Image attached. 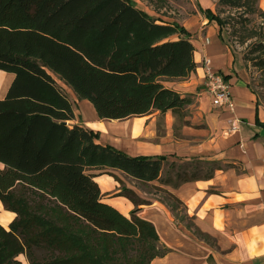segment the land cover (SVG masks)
Returning a JSON list of instances; mask_svg holds the SVG:
<instances>
[{
	"label": "trees",
	"instance_id": "1",
	"mask_svg": "<svg viewBox=\"0 0 264 264\" xmlns=\"http://www.w3.org/2000/svg\"><path fill=\"white\" fill-rule=\"evenodd\" d=\"M258 1L219 0L217 12L200 9L218 22L221 39L234 49L244 46L247 68L264 76V8ZM158 20L133 0H0V69L15 74L0 99V201L17 213L9 228L0 224V264H22L21 253L30 264H150L169 250L153 222L136 214L150 200L115 171L178 185L212 177L218 161L195 159L186 167L99 141V132L69 123L74 104L50 73L90 100L101 119L155 109L184 119L192 98L163 80L195 70L196 46L185 26ZM203 163L215 167L204 170ZM91 169L121 183L117 194L136 205L131 216L103 200ZM164 196L176 218L189 221L198 237H209L181 199L169 191Z\"/></svg>",
	"mask_w": 264,
	"mask_h": 264
},
{
	"label": "crops",
	"instance_id": "2",
	"mask_svg": "<svg viewBox=\"0 0 264 264\" xmlns=\"http://www.w3.org/2000/svg\"><path fill=\"white\" fill-rule=\"evenodd\" d=\"M206 2V7L212 9L213 1ZM261 7L264 8V0ZM182 25L192 32L196 68L187 77L165 78L163 82L192 98L185 106L184 119H179L172 110L163 113L159 109L153 110L152 119L147 115L101 119L90 100L80 99L63 79L50 73L74 104L76 116L69 123L84 124L99 132V141L131 155H164L169 161L202 159L221 164L210 178L178 185L160 179L143 181L121 170L115 171L139 197L150 199L151 203L142 204L136 214L153 222L160 243L169 248L150 264H264V100L246 78L248 68L243 52L220 38L221 28L216 20L200 15L189 26ZM205 56L228 77L236 101L234 110L214 104L206 91ZM14 79L13 72L0 69V99L5 98ZM84 106L90 111L88 118L81 113ZM4 167L0 161V168ZM91 172H96L95 180L101 187L103 200L131 216L136 205L128 196L117 194L121 183L98 169ZM163 176L164 169L160 178ZM146 184L153 187V192L140 188ZM166 191L184 202L195 226L208 238L198 237L185 220L175 217L165 196H161ZM0 204L4 211L0 213L11 216L7 224L1 219L0 224L9 228L17 213L6 209L2 201ZM18 259L22 264H30L24 253Z\"/></svg>",
	"mask_w": 264,
	"mask_h": 264
},
{
	"label": "rangeland",
	"instance_id": "3",
	"mask_svg": "<svg viewBox=\"0 0 264 264\" xmlns=\"http://www.w3.org/2000/svg\"><path fill=\"white\" fill-rule=\"evenodd\" d=\"M201 0H133L138 6L142 7L144 10H146L150 15L157 17L159 20L163 21H172L180 23L181 25H188L192 21H197L200 19L201 16H205L204 13H202L200 6L206 7L207 2L206 0H203L204 2H200ZM213 3H211V7L214 11H219V0H212ZM261 1L259 0L258 3L261 6ZM203 3V4H202ZM198 18V19H197ZM199 26V24H197ZM235 49L237 51H243L244 46H240L238 44H235ZM246 78L250 83L251 88L254 90V92L264 100V76L257 71L255 68H250L247 70ZM93 105V104H92ZM94 107V105H93ZM81 113L86 118L90 117V111L87 109V107H82ZM135 117V116H134ZM141 117V116H137ZM148 119L153 118V111L149 114H147ZM126 119V118H125ZM187 162H178L177 165H184V166H191L193 163H195L194 159L186 160ZM219 165H221L219 163ZM177 168L179 166H176ZM201 169L207 170L210 168L215 167V164H207L203 163L201 165ZM192 169V168H190ZM169 171L168 165L165 166L164 169V175L162 179H164L167 175V172ZM98 172V171H97ZM96 173V172H94ZM141 189L144 190H150L153 192V187L146 184V186L140 185ZM23 187H20V189ZM23 191H25L26 194H29L28 191L24 188ZM36 199L38 197L36 195H32ZM161 196L163 197L164 194L162 193ZM153 197V195H151ZM150 200V199H147ZM189 223V221L186 220V224Z\"/></svg>",
	"mask_w": 264,
	"mask_h": 264
},
{
	"label": "built area",
	"instance_id": "4",
	"mask_svg": "<svg viewBox=\"0 0 264 264\" xmlns=\"http://www.w3.org/2000/svg\"><path fill=\"white\" fill-rule=\"evenodd\" d=\"M209 41V38H206ZM203 67L205 69V87L211 96L214 104L228 110H234L236 101L231 91V85L225 75L215 69L212 59L209 56L203 58Z\"/></svg>",
	"mask_w": 264,
	"mask_h": 264
},
{
	"label": "bare ground",
	"instance_id": "5",
	"mask_svg": "<svg viewBox=\"0 0 264 264\" xmlns=\"http://www.w3.org/2000/svg\"><path fill=\"white\" fill-rule=\"evenodd\" d=\"M0 212L1 213H4V211L2 210V205L0 204ZM0 213V219L2 220L3 223L7 224L9 222V219L11 218L10 214L6 213L4 214H1Z\"/></svg>",
	"mask_w": 264,
	"mask_h": 264
}]
</instances>
